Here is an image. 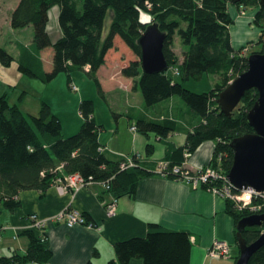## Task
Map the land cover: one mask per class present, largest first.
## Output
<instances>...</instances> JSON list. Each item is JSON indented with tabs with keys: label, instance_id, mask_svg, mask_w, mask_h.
<instances>
[{
	"label": "trees",
	"instance_id": "16d2710c",
	"mask_svg": "<svg viewBox=\"0 0 264 264\" xmlns=\"http://www.w3.org/2000/svg\"><path fill=\"white\" fill-rule=\"evenodd\" d=\"M81 2L80 6L79 0H19L10 14V25L15 29L31 24L34 27V36L29 44L16 42L20 51V72L48 83L62 72L71 75L73 71L85 70V66L89 65L87 73L105 97L98 70L108 63V55L116 46L111 60L121 65L122 75L133 78V88L141 91L148 106L156 107L162 101L178 95L189 105L192 115L199 119L188 131L183 151L187 149L193 153L203 142L215 141L208 166L229 173L234 160L230 142L235 137L254 132L247 114L259 96L256 88L246 91L231 116L222 112L217 102L220 91L229 85V80L235 79L248 68V55L241 53L243 47H235L232 42L230 27L234 20L229 9L233 5L231 1ZM235 5L240 8L259 6L255 21L260 29L261 51L264 52V7L260 5V0H241ZM53 6L59 7L58 21L62 30V35L55 41L48 30L50 9ZM110 10L112 21L105 33ZM147 11L154 16V22L159 24L161 30L167 33L164 52L169 69H177L179 78L171 75L169 69L154 74L142 69L138 38L151 24L142 19V13ZM176 34H179L184 45L189 46L187 50L183 49L181 55L173 48ZM117 36L131 49L123 45L122 50L128 51L127 54L116 44ZM49 46L53 49L52 67L46 70L41 52ZM13 60V54L0 46L1 63L9 66ZM204 74L220 77L209 91L194 92L184 86L185 81L201 78ZM79 109L84 118L83 123L77 132L66 136L60 118L47 102H42L38 114H32L24 112L18 103H11L9 93H0V205L14 210L22 205V191L38 190L44 196L52 185L64 181L66 175L75 173L93 183L109 182V188L105 190L119 199L126 194H135L139 181L154 174V170L139 161L132 167L121 169V159H112L100 149L99 133L102 125L95 118L94 100L82 99ZM113 114L118 120L120 114ZM134 126L143 134L154 132L161 138L175 130L160 118H140ZM154 150V145L148 143L146 154L151 155ZM181 151V148L173 149L168 155ZM174 163L169 162L168 168L160 172L177 178L178 175L173 172ZM224 198L226 210L236 224L241 218L253 213L250 208L239 209L229 197ZM258 201H261L260 198L255 199L254 204ZM263 232L264 223L246 228L243 235L248 242H252ZM25 233L29 237L26 252L0 255V264L42 263L51 259L52 249L46 233L34 227ZM191 250L190 232L165 229L157 222H150L145 235L118 241L115 244L118 262L112 259L106 264H129L133 258L141 259V264H190ZM88 264L95 263L89 261ZM249 264H264V246L251 257Z\"/></svg>",
	"mask_w": 264,
	"mask_h": 264
},
{
	"label": "crops",
	"instance_id": "0c3cea01",
	"mask_svg": "<svg viewBox=\"0 0 264 264\" xmlns=\"http://www.w3.org/2000/svg\"><path fill=\"white\" fill-rule=\"evenodd\" d=\"M16 6L17 4L14 8ZM238 7L237 5L231 7V15L236 19L230 27L235 47H240L253 40L255 32L253 25L250 24L253 12L246 7L244 8L247 9L245 14L241 15L242 9ZM54 8V15L57 19L55 35L52 36L49 32L52 40L55 41L62 35V30L58 21L59 7ZM8 22L10 23V16ZM15 41L29 44L32 40L24 42L17 39ZM15 41L13 44L17 49ZM45 50H42L41 57L45 69L49 70L52 67V55L50 53L49 58H45ZM106 64L98 70L104 92L108 90L104 81H107L111 89L123 87L126 91V102L122 112L115 111L110 106L113 113L117 112L120 116L126 115L131 127L140 118H160L166 124L173 126L175 130L165 138H161L154 132L143 134L138 129L132 128L129 134L120 136V118L114 129L115 123L110 117L109 134H107V131L101 132L104 129L107 130V127L96 112L95 105V118L102 125L99 142L103 147V152L112 159L133 157L135 161L154 170V174L139 181L135 194L120 197L116 213L112 216L107 215L106 204L114 198V195L106 191L98 182L91 183L75 192L61 191L55 184L47 190L44 196L38 190L22 191L20 207L9 210L0 205V232L2 234L0 255L26 252L29 237L25 231L32 229L30 216L36 214L39 218L47 220L44 232L52 249V257L47 262H29L28 264H88L89 261L95 264H106L112 259L118 262L115 244L131 236L145 235L150 222H157L165 229L190 232L192 238L190 264H235L237 224L226 210V199L204 187H195L184 179L171 178L159 171L162 164L172 161L175 162L174 164H180L192 170L207 167L211 162L216 142L211 140L203 142L188 159H185L183 147L186 144L188 131L199 121L192 115L189 105H185L174 95L162 101L158 106L150 107L146 104L143 95L141 97L139 93L141 91L133 88V78L122 75L120 64L113 67ZM89 69V65L85 66V71ZM173 69L176 74L175 68ZM6 85L12 87L14 84L10 81ZM7 91L5 87L1 93ZM9 97L11 102L10 94ZM15 99L11 103H18L26 112L21 100L23 98H20L21 101ZM130 99L135 101L132 102ZM55 114L60 117L57 113ZM83 120L80 112L73 129L81 127ZM148 143L154 145L155 150L151 155L146 154ZM177 148L182 149L181 153L168 155L170 151ZM66 209H77L86 214L93 226L77 224L70 227L63 221H56V216ZM215 239L225 240L231 244L230 257L214 258L208 255V249ZM141 263V259L133 258L129 264Z\"/></svg>",
	"mask_w": 264,
	"mask_h": 264
},
{
	"label": "rangeland",
	"instance_id": "374dc122",
	"mask_svg": "<svg viewBox=\"0 0 264 264\" xmlns=\"http://www.w3.org/2000/svg\"><path fill=\"white\" fill-rule=\"evenodd\" d=\"M18 1L19 0H0V46L4 47L15 57V59L12 61L11 65L9 66L3 65L0 61V93L4 91L5 87H7V90H8L7 92H10L9 94L11 95V102L14 101V98H16L15 100H18V99L20 100V98H23L21 100H22L23 105H25V111L30 112L32 114H38L41 108L42 102H47L48 104H50L52 111L57 113L60 116L59 118L63 125V134L66 136L74 134L80 128L78 127V129H73L74 123L76 124V120L80 113L79 106H80L81 100L84 98L93 99L96 105V112L98 113L100 118L105 122V126L107 127V130L104 129L101 132L107 131V134H109L108 129L110 126L109 125L110 117L115 123V127L113 126V128L115 129L117 127V124H116L117 119L115 118L113 114V109L110 106H112L115 111L122 112L121 110L123 109V105H125V102H126L125 101L126 100L125 89L123 87L111 89L107 81H104L105 86L108 88L107 92L105 93V97H104L100 93L95 81L89 76L87 71L83 69L73 71L71 75H69L67 72H62L48 83L43 82L39 78L32 77L26 73L20 72L18 68L19 62L17 60V58L19 57V48L18 46H16L17 49H15L13 42L17 39L22 40L24 42H29L30 40H32L34 36V27L31 24V25H28L22 28L15 29V28H12V26L8 22L10 11L11 9L14 8L16 4H18ZM79 3L81 6L82 4L81 0H79ZM233 5H231L229 8L230 12H231V7ZM54 7L56 6H53L50 9V19L48 21V30L51 32L52 36L55 35V26L57 25V19H56V16L54 15V9H55ZM241 9H242V11L240 12L241 15H244L247 9L253 12L251 14L252 18H251L250 24L253 25L254 27L253 29H255V32L252 38L253 40L248 41L247 44L240 46V48L243 47L241 50V53L245 55H250L253 52H262L261 51L262 44L259 42L260 29L258 27V24L255 21L256 15L259 11V6H252V7L249 6L247 7V9H244V8H241ZM142 19L146 23H152L155 21L154 16L149 11L142 13ZM233 20L234 21L232 25L235 23L236 19L233 18ZM111 21H112V11L110 10L107 16V19H106V23H105V33H107L108 31ZM115 42L118 46L121 47V50L123 48V45H125L129 50H131L119 36L116 37ZM173 48L179 55H181L183 53V49L187 50L189 46L184 45L181 41L179 34H176L174 36ZM45 49L46 50L44 51V56L45 58H49V54L51 53L52 55L53 49L51 46L46 47ZM113 51L114 53L116 52V46L111 50V52L108 55L109 61L106 65L109 67H113L117 65V63H115V61L111 60L110 58ZM122 51L126 54L128 53V51L124 49ZM132 56L134 55L132 54ZM168 71L172 75H174L175 78H179V76H177L178 74L174 73L173 68H170ZM219 79L220 77L218 75L204 74L201 78H191L185 81L184 86L194 92L209 91L219 81ZM233 80L234 79L229 80L228 84H230ZM10 81H12V83L14 84L12 86L13 88L6 85V83ZM73 84L78 86L79 89L74 90L72 88ZM139 93L142 97V93L141 92ZM175 97L177 99H180L185 105H188L178 95H175ZM130 100L132 102L135 101L132 99ZM119 118L121 120L120 136H123V134H129V131L132 129H130L131 125L127 120V116L119 115L118 119ZM75 128H76V125H75ZM186 151L188 150L186 149L184 151V155ZM185 159H188V158L185 157ZM122 160H124V158L121 159V161ZM166 164L169 165L168 162ZM174 166L183 167L180 164H174ZM160 169H161V166L159 168V171ZM183 169H187V168L183 167ZM194 170H198V168ZM177 175H178L177 177L178 179L183 178L179 174ZM260 200L261 201H258L259 203H257V205H260L258 207L259 209L257 211L256 210L253 211V213H264V210H263L264 197H260ZM253 205H254V202H253ZM248 208L249 207H247V209ZM235 249H236L235 256L237 257L239 255L238 246H236ZM234 260L236 262V258Z\"/></svg>",
	"mask_w": 264,
	"mask_h": 264
},
{
	"label": "water",
	"instance_id": "95a60500",
	"mask_svg": "<svg viewBox=\"0 0 264 264\" xmlns=\"http://www.w3.org/2000/svg\"><path fill=\"white\" fill-rule=\"evenodd\" d=\"M236 4L241 0H230ZM264 7V0H260ZM167 33L157 22H152L138 38L141 47L142 69L146 73H160L169 69L164 45ZM256 88L258 99L249 110L247 118L254 132L235 137L230 145L234 160L228 177L236 189L254 188L264 191V52L248 55V68L220 91L217 102L227 116H231L246 91ZM264 213H253L241 218L236 225V240L239 256L235 264H249L251 257L264 246V232L254 241L248 242L243 231L248 227L261 226Z\"/></svg>",
	"mask_w": 264,
	"mask_h": 264
},
{
	"label": "built area",
	"instance_id": "2783aa9c",
	"mask_svg": "<svg viewBox=\"0 0 264 264\" xmlns=\"http://www.w3.org/2000/svg\"><path fill=\"white\" fill-rule=\"evenodd\" d=\"M243 8V7H241ZM177 70V69H176ZM179 74V71H176ZM74 90H78V86L75 84L72 85ZM136 130L135 126L131 127ZM103 150V147H100ZM192 153L188 150L185 153V157L189 158ZM136 165V161L133 157L124 158L121 161V169H126ZM168 165L166 163L161 165V170L167 169ZM173 172L179 174L182 179L190 182L195 187H204L216 194L222 195L223 197H229L233 201L236 202L239 209H244L249 207L252 211H257L260 205L254 204L255 199L264 197V191L260 192L255 190L254 188L241 189L238 190L232 184L228 177V173H224L219 171L217 168L213 166H207L205 168H198V170L191 169H183L181 166H174ZM217 182L218 184H213ZM92 181H87L83 176L79 173L66 175L65 180H60L59 186L61 191H77L82 187L88 186ZM102 184L105 189L109 188V182L102 181L98 182ZM213 184V185H211ZM206 185V186H205ZM234 189L237 191L235 192ZM118 206V198L114 197L110 202L106 204V213L109 216H112L116 213ZM32 219V227L38 229L41 233H44L47 220L39 218L36 214L31 215ZM56 221H63L68 226L72 227L74 225H87L93 226V223L89 222L87 217L77 209H66L60 212L56 216ZM2 240V234L0 232V242ZM232 254L231 244L228 241L215 239L212 245L208 249V255L214 258H227Z\"/></svg>",
	"mask_w": 264,
	"mask_h": 264
}]
</instances>
